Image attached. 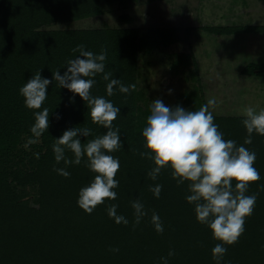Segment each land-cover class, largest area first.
Masks as SVG:
<instances>
[{
	"label": "trees",
	"instance_id": "trees-1",
	"mask_svg": "<svg viewBox=\"0 0 264 264\" xmlns=\"http://www.w3.org/2000/svg\"><path fill=\"white\" fill-rule=\"evenodd\" d=\"M111 1L0 0V264H163L161 258H166L167 264H217L212 249L220 241L197 220L195 205L186 200L191 194L190 182L178 183L167 167L152 180L148 173L155 167L154 161L139 154L149 151L142 132L151 113L146 89L150 72L142 78L144 55L163 53L171 70L191 77L190 88L169 107L199 110L207 103V86L202 84L193 51L169 52V46L178 40L179 28L58 26L102 13V5ZM116 1L127 7L138 0ZM122 19L134 20L128 13ZM201 28L226 35L264 32L261 24ZM184 29L189 33L192 27ZM78 45L97 55L106 49L105 72H112V78L125 86L136 85L129 93L114 87V94L109 96V81L102 78L103 73L90 77L95 80L91 95L104 97L120 108L113 128L119 129L122 142L120 150L107 153L120 162L115 177L119 182L114 189L117 198L105 199L91 214L79 206L78 199L80 189L88 186L96 173L89 168L86 155L78 165L57 163L53 145L65 130L74 127L92 130L90 136L79 137L82 144L102 136L107 129L91 121L86 101L60 88L55 79L40 109L28 108L20 93L39 70L42 78L49 80L57 70L63 75L67 62L79 56V52H73ZM240 71L264 78V61H248ZM43 108L50 111L49 127L37 136L31 129L35 113ZM212 114L225 140H235L237 146L256 153L254 167L260 173V179L250 183L246 193L257 194L253 213L246 217L245 230L238 241L224 245L227 252L219 264H264V136L253 132L252 143L244 144L248 135L242 123L245 115ZM65 157L75 159L69 149H65ZM57 168H64L70 176L59 175L54 170ZM157 184L162 185L159 198L150 191ZM136 199L147 211L138 225L131 206ZM112 204L118 206L117 215H123L127 225L109 217L108 207ZM153 212L163 222V233H157L151 223ZM115 248L119 251H112ZM169 251L175 255L169 257Z\"/></svg>",
	"mask_w": 264,
	"mask_h": 264
},
{
	"label": "clouds",
	"instance_id": "clouds-1",
	"mask_svg": "<svg viewBox=\"0 0 264 264\" xmlns=\"http://www.w3.org/2000/svg\"><path fill=\"white\" fill-rule=\"evenodd\" d=\"M73 52H79V56L67 62V70L63 75L57 70L52 74V80H49L42 78L39 70L24 84L20 93L28 108L40 109L47 99V88L55 79L60 88H66L86 101L90 107L91 121L107 129L102 136L82 144L79 137L90 136L92 130L87 127H74L65 130L53 145L57 163L63 161L65 165H78L86 155L89 168L96 173L94 180L80 189L78 199L79 206L91 214L105 199L117 198L114 189L119 184L115 177L120 162L118 158L107 153L120 150L122 142L119 129L113 128V121L120 113V108L104 97L91 95L95 80L90 77L103 73L102 78L109 81L106 86L109 96L114 94V87L118 86L121 93H129L130 90H135L136 85L125 86L119 79L112 78V72H105L106 49H102L97 55L86 51L84 45H78ZM215 104L213 98L199 110H186L179 105L166 106L160 99L151 102V113L146 118L147 126L142 132L144 146L149 151L139 154L142 158L154 161L155 167L148 173L152 180H156L161 170L167 167L171 169L172 176L178 183L190 182L191 194L186 200L195 205L197 220L207 225L213 238L220 241L212 249L213 258L219 264L227 252L224 245H232L238 241L245 230L246 217L253 213L257 194L246 193L249 184L260 179V173L254 167V151L243 145L237 146L235 140L224 139L218 125L214 123L212 112L209 111V106L215 107ZM49 114L48 108L35 113V124L31 131L37 136L47 131ZM244 114L246 118L242 123L248 133L244 144H251L253 132L264 136V109L257 112L255 108L247 107ZM65 149L74 153V160L65 157ZM35 155L39 158L38 153ZM54 170L65 178L70 176L64 168ZM150 191L159 198L162 185L150 187ZM131 206L134 209L135 224L138 225L147 215V211L139 199L133 200ZM117 207L115 204L108 207L109 217L117 224L127 225L128 220L123 215H117ZM151 223L157 233H163V222L158 213H152ZM112 251L118 252L119 249ZM173 255L175 253L169 251L168 256ZM161 259L163 264H167L166 258Z\"/></svg>",
	"mask_w": 264,
	"mask_h": 264
},
{
	"label": "rangeland",
	"instance_id": "rangeland-1",
	"mask_svg": "<svg viewBox=\"0 0 264 264\" xmlns=\"http://www.w3.org/2000/svg\"><path fill=\"white\" fill-rule=\"evenodd\" d=\"M102 9L103 12L95 16L83 17L58 26L101 27L107 25L123 27L131 25L145 29L157 26L169 27L174 24L178 25V22L181 24L187 22L185 25L189 23H192L190 25H264V0H138L127 7L121 6L118 1L113 0L104 3ZM126 13L133 16V22L122 19ZM199 33L201 36L209 37L211 35L204 31ZM208 40L203 43L197 37L194 42L196 46L194 50L197 53L195 54V51L192 50L193 54L196 55L194 57L197 65L202 71L207 63L219 66L222 62L223 68L226 69L230 68L231 65L234 68L239 63L242 66L248 61H264V32H243L229 35V37L212 34V39L208 38ZM162 54L144 55L143 59L145 60L141 63L144 73L142 78L150 72L148 78L150 87L148 86L146 89H148L151 102L160 99L166 106H169L174 104V100L179 96L180 91H186L191 84L184 81L187 78V73L171 70L170 61L167 56L163 59L162 56L164 55ZM209 75L204 77L202 84L207 86L206 100L214 98L216 101L215 107L209 106L211 112H229L231 114L233 112V114L244 115L247 107L259 110L260 104H264V79H261L260 83L249 80L245 88L246 95L241 93L237 97L234 95L233 89V87L237 89V85L230 88L218 87L216 86L217 83L215 85L212 83L215 79L211 80ZM232 75L235 76V72L230 77ZM141 84L144 85L145 83L141 82Z\"/></svg>",
	"mask_w": 264,
	"mask_h": 264
},
{
	"label": "crops",
	"instance_id": "crops-1",
	"mask_svg": "<svg viewBox=\"0 0 264 264\" xmlns=\"http://www.w3.org/2000/svg\"><path fill=\"white\" fill-rule=\"evenodd\" d=\"M185 23H187V22H184L182 24L178 22V25L174 24L173 26H169V27L179 28V31L177 34L178 40H176L174 43H172L169 46V52L178 53L181 51L189 52V51L193 50V51H195L194 53L196 54L197 52H196V50H194L196 48V46L194 45V42L196 41L197 37H199L203 43H206L207 41H209L208 38L212 39L213 33L207 32L201 28L202 25H207V24L190 25L192 23H189L188 25H185ZM188 26L192 27V30L189 33H187L186 30L184 29L185 27H188ZM157 27H163V26H157ZM200 31L207 32L208 34H211V35H209V37L204 36V35L201 36V33H199ZM214 35H219L222 37H229V34H227V35L226 34H214ZM230 35H232V34H230ZM223 65L224 64H222V62H221V65H219V66L213 65L212 63H207V65L206 66L204 65V68H203V71H205V72H203L202 69L200 67H198V70H199L200 76H201V80L203 81V83H204V79H205L204 77H206L207 74H210L209 75L210 79L211 80L215 79V81H213L212 83H214V85L217 83L216 86H218V87L220 86V87H229L230 88V87L237 85V89L235 87H233V89H234V95H236L238 97L241 93L243 95H246V89L245 88H246L249 80H253L255 83H260L261 79H264L263 77H260V76L255 75V74L243 75L240 71V69L243 67V65L240 66V63L237 64V66L234 68L231 65L230 68H226V69L223 68ZM192 68H193V65L190 66V70H192ZM233 72H235V76L232 75V77H230V75ZM184 81H188L190 84L192 83L191 77L189 75H187V78H185ZM181 91H180V93L178 92L179 95L182 93ZM208 92H209V90H208ZM241 106L246 108L243 105H241ZM263 106H264V104L261 103L259 106L260 107L259 110L263 109L264 108ZM259 110H257V111H259Z\"/></svg>",
	"mask_w": 264,
	"mask_h": 264
}]
</instances>
